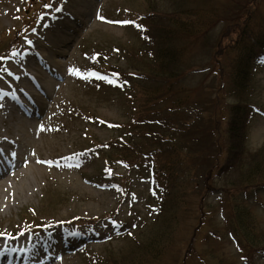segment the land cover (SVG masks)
Masks as SVG:
<instances>
[{"label":"rangeland","instance_id":"374dc122","mask_svg":"<svg viewBox=\"0 0 264 264\" xmlns=\"http://www.w3.org/2000/svg\"><path fill=\"white\" fill-rule=\"evenodd\" d=\"M184 1L0 0V52H8V58H0V138L20 136L27 141L28 166L36 168L32 174L24 173L23 164L17 168L25 177L13 186L27 178L31 181L27 196L18 203L6 206L0 190V233H4L0 240L18 233L11 241H24L32 234L39 246L36 264H48L49 259L50 264L246 263L239 249L242 238L223 220L230 195L225 200L216 192L187 188L182 197L183 184L172 182V191L158 159L135 158L136 144L120 149L126 144L124 137L131 141L140 136L139 129L131 132L127 126L139 114L142 89L155 84L157 41L151 31L183 5L222 11L242 4L241 0ZM259 1L264 24V0ZM150 11L153 14L147 15ZM225 25L217 22L209 38L198 37L190 44L192 52L178 70L190 73L176 81L183 89L177 88L178 96L186 104L172 115L174 126L181 122L178 114L186 122L205 120L204 108L219 81L222 63L216 60L230 38L222 37ZM14 45L18 47L3 52ZM251 88L249 102L255 111L242 145L252 154L264 146V59L254 67ZM219 96L220 108L234 101L226 99L227 93ZM162 100L156 104L168 108L170 98ZM196 104L200 118L192 110ZM10 112L26 119L2 125L4 114ZM194 131L184 133V138ZM146 140L149 144L148 133ZM213 181L214 188L227 184L217 176ZM237 201L264 234V190L247 191ZM152 241L158 242L154 256L148 251ZM249 260L264 264V256L251 254Z\"/></svg>","mask_w":264,"mask_h":264},{"label":"trees","instance_id":"16d2710c","mask_svg":"<svg viewBox=\"0 0 264 264\" xmlns=\"http://www.w3.org/2000/svg\"><path fill=\"white\" fill-rule=\"evenodd\" d=\"M188 1L191 2V0L184 2ZM241 1V5L236 3L235 10L222 11L210 8H188L186 4L187 6L174 9L166 23L159 25L158 28L156 26V30L151 31L157 41L152 75L155 84L142 89L141 102L137 106L139 114L127 126L131 132L137 129L138 133L139 129L141 141L139 137L132 138L131 141L124 137L123 142L126 144L120 149L136 144L135 158L147 155L158 159V165L163 166L164 180L169 185L179 181L183 184V188L179 191L182 197L187 188L193 189L195 193L220 192L225 200L227 195H230L227 203L225 202V220L242 238L244 243L239 247L240 252L244 253L242 257L245 261L251 263L249 260L251 254L264 256V234L251 213L241 209L237 198L247 191L264 189V146L251 154L242 145L254 110V106L249 102L252 69L264 57V24L258 7L261 2ZM232 7L234 8V5ZM146 14L152 15L153 12ZM146 14L144 16H147ZM217 22L226 24L222 37L227 34L230 36L225 52L223 51L216 60L223 64L219 65L217 70L219 81L213 91L217 92V95H212L213 92L209 95L210 104L204 108L205 120L197 119L191 123L182 121V117L179 118L181 120L179 126H174V121L171 119L175 117L172 116L171 111L172 108L173 112L178 109L180 103H177L178 98L171 97L172 106L169 102L171 107L168 105V108L166 105L159 107L156 102L161 101L162 104L163 97L170 98L167 96L168 93L177 92V88L183 91L176 83L182 76L190 73L189 70L185 74H179L178 70L183 58L192 52L190 44L198 40V37L203 40L210 37V32ZM10 49L6 46L3 52ZM5 53L0 52V54ZM210 53L214 54V50ZM226 93V99L232 97L234 102L223 104L220 108L218 100L222 97L219 95ZM185 101L186 99H183V103ZM196 112L200 118L201 111L198 107ZM169 114L171 118L167 120ZM195 122L200 124L197 126ZM196 126L197 129L194 131ZM191 131H194L192 137L184 138V133ZM147 133L150 137L149 144L145 143ZM214 144L216 149L213 150ZM129 158L130 156H127L126 160H123L127 161ZM186 158L188 160L185 161ZM170 159H173L174 163H171ZM232 173L235 174L234 177H231ZM214 176L226 181V186L214 188ZM171 188L174 191L175 184H171ZM174 196L176 199L180 197L179 194ZM156 243L158 244L152 241L150 244L148 251L151 256L156 254ZM246 247L252 250L250 255L245 252ZM132 264L143 263L134 261Z\"/></svg>","mask_w":264,"mask_h":264},{"label":"bare ground","instance_id":"6f19581e","mask_svg":"<svg viewBox=\"0 0 264 264\" xmlns=\"http://www.w3.org/2000/svg\"><path fill=\"white\" fill-rule=\"evenodd\" d=\"M59 65V64H58ZM38 107L42 104L37 101ZM25 119V116H22ZM22 117L16 116L14 113L4 114V117L1 120L2 125H5L8 121L19 122ZM25 128H30V124H25ZM9 131H6V134L9 135ZM11 135V132H10ZM17 135V134H16ZM8 136L3 139L0 138V190H3L5 193L4 199H2L5 205H10L13 202L18 203L22 197L27 196L28 189L27 185L31 184L29 178L25 179L24 183H15L14 181H21V177H25V172L28 170L29 174L34 173V166H28V156H27V141L22 140L21 138ZM31 162V161H30ZM41 163H43L41 161ZM24 165V173H17L18 167ZM18 168V169H17ZM22 171V172H23ZM16 172V174H15ZM17 179V180H16ZM21 242V241H20ZM11 247V249H9ZM38 244L31 241L29 238L21 242L20 246L17 245H8V251L4 254L2 259H0L1 264H36L38 262ZM53 260L49 259L48 264L52 263ZM46 262L41 261L38 264H45Z\"/></svg>","mask_w":264,"mask_h":264},{"label":"snow or ice","instance_id":"6c2138e0","mask_svg":"<svg viewBox=\"0 0 264 264\" xmlns=\"http://www.w3.org/2000/svg\"><path fill=\"white\" fill-rule=\"evenodd\" d=\"M52 5L49 4V5H46V7H51ZM60 9H57V11H59ZM100 19H104V17H99ZM119 23H131V21H122V22H119ZM29 43H31V41H29ZM13 55H15V53H13ZM70 72L72 73H76L77 70L76 69H69ZM41 128L43 129V126H41ZM0 235H4V233H0Z\"/></svg>","mask_w":264,"mask_h":264}]
</instances>
